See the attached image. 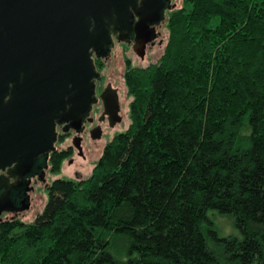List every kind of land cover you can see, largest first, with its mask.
Wrapping results in <instances>:
<instances>
[{
    "label": "trees",
    "instance_id": "16d2710c",
    "mask_svg": "<svg viewBox=\"0 0 264 264\" xmlns=\"http://www.w3.org/2000/svg\"><path fill=\"white\" fill-rule=\"evenodd\" d=\"M168 29L159 60L126 71L130 123L90 175L0 222L1 264H264V0H185Z\"/></svg>",
    "mask_w": 264,
    "mask_h": 264
},
{
    "label": "water",
    "instance_id": "95a60500",
    "mask_svg": "<svg viewBox=\"0 0 264 264\" xmlns=\"http://www.w3.org/2000/svg\"><path fill=\"white\" fill-rule=\"evenodd\" d=\"M163 8L162 0H0V214L13 207L10 189L53 147L57 123L81 120L95 52L113 43L115 30L121 39L133 30L144 56ZM5 169L14 177L8 186Z\"/></svg>",
    "mask_w": 264,
    "mask_h": 264
},
{
    "label": "flooded vegetation",
    "instance_id": "af4514ba",
    "mask_svg": "<svg viewBox=\"0 0 264 264\" xmlns=\"http://www.w3.org/2000/svg\"><path fill=\"white\" fill-rule=\"evenodd\" d=\"M179 1L162 0L164 4L162 18L158 22L150 23L149 40L146 43L144 56H140L134 49L133 30L124 39L120 38V31L115 30L113 43L95 52L97 74L89 106L82 113L79 122L63 119L57 123L53 147L36 158L30 170L23 176V182L20 185L10 189L9 197L13 207L2 211L0 222L21 219L22 213L31 209L41 189H45L49 195V188L53 181L63 177L61 173L73 178L83 177V166L91 165L98 143L110 135L113 137L125 123L127 113L125 107L130 96L126 87L125 74L130 65H137L127 51L143 60L149 49L162 45L163 20L167 18L168 12L178 8ZM181 1L182 6L185 0ZM136 18L137 16H134L133 20ZM117 44L122 46L119 52L115 51ZM66 163L70 168L68 172H65ZM1 173L9 179L7 186L14 181V177L10 176L6 169ZM5 190L6 188L3 187L0 193ZM23 200L29 203L27 208H22Z\"/></svg>",
    "mask_w": 264,
    "mask_h": 264
},
{
    "label": "rangeland",
    "instance_id": "374dc122",
    "mask_svg": "<svg viewBox=\"0 0 264 264\" xmlns=\"http://www.w3.org/2000/svg\"><path fill=\"white\" fill-rule=\"evenodd\" d=\"M181 4H182V1L180 0L178 3V7H181ZM170 13L171 12H168L166 15L167 18H165L163 20V23L161 22L162 23V27H161L162 37H163L162 45L157 46L154 49H149L147 54H146L145 59H143V60L136 58L135 55H132L130 51H127V53L131 57H133L135 64L137 63V65L146 66L150 63H153V62H156L159 60V58L161 57V55L164 52V49H165V46L167 44V40L169 37L168 18H169ZM120 46L121 45L117 44L115 51L119 52ZM131 99H132V97L129 96V99L127 101V105L125 107V110L127 111L126 119H125V123H124L123 127L121 128V130L126 129L130 123L129 105H130ZM111 139H112V135H110L109 137L103 139L102 141H100L98 143L96 154L93 156L94 159H93L91 165L83 166V169H84L83 177H87L90 175L91 170H92L93 166L98 162L105 145ZM65 166H66L65 172L70 171V168L68 167L67 163ZM61 176H67V175L64 173H61ZM68 177H70V176H68ZM47 201H48V194L46 193L45 189H41L40 194L38 195L37 198H35V200L33 202L35 207H31V209L24 211L21 215V219H19V220H22L25 222L33 221L36 218V216L44 210V207H45ZM208 216H209L210 220L212 221V223L214 224V226L216 227V229L218 230V232L221 236L233 235V236H237L240 238L243 236L242 230L236 225V218L234 215L229 214V213H221V212H218L217 210L212 209L208 212ZM126 246H127L126 241L122 237L119 236L116 239V245L114 247H111L110 251L113 253V255L115 257H117L119 259H126L127 258V255L125 254Z\"/></svg>",
    "mask_w": 264,
    "mask_h": 264
}]
</instances>
